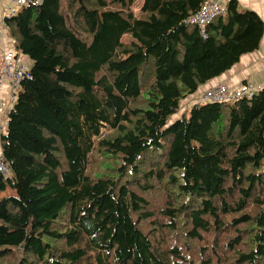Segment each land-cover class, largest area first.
I'll return each mask as SVG.
<instances>
[{
    "label": "trees",
    "instance_id": "16d2710c",
    "mask_svg": "<svg viewBox=\"0 0 264 264\" xmlns=\"http://www.w3.org/2000/svg\"><path fill=\"white\" fill-rule=\"evenodd\" d=\"M139 1L4 17L30 72L0 132V264H264V89L169 124L264 23L231 0L201 32L206 0Z\"/></svg>",
    "mask_w": 264,
    "mask_h": 264
},
{
    "label": "built area",
    "instance_id": "2783aa9c",
    "mask_svg": "<svg viewBox=\"0 0 264 264\" xmlns=\"http://www.w3.org/2000/svg\"><path fill=\"white\" fill-rule=\"evenodd\" d=\"M34 0H9L5 7V17L12 18L25 6L32 3ZM227 13V4L222 0H206L198 13L188 18L189 25L196 26L201 32H204L206 27ZM4 22L1 23L0 29V59L2 69L0 73V119L4 116L6 110L12 107L16 99V94L20 83L25 78H29L30 65L22 62L16 51L9 46L6 38ZM8 88L10 95L7 100L3 98V91ZM257 94L250 86H243L238 89H229L226 85L221 84L213 87L209 92L203 94L195 105L205 103H228L237 102L244 99H253ZM4 125L0 123V132ZM1 157V147H0ZM0 171L7 177L10 175L6 166L0 162Z\"/></svg>",
    "mask_w": 264,
    "mask_h": 264
},
{
    "label": "crops",
    "instance_id": "0c3cea01",
    "mask_svg": "<svg viewBox=\"0 0 264 264\" xmlns=\"http://www.w3.org/2000/svg\"><path fill=\"white\" fill-rule=\"evenodd\" d=\"M8 1L9 0H0V25L5 17V7ZM230 1L231 0H222L224 4H228ZM236 1L240 5V11L249 10L255 12L264 23V0ZM20 60L29 63L27 58H21ZM221 84L226 85L229 89H238L243 86H250L256 92L264 89V35L259 48L255 52L243 55L240 61L234 65L232 69L222 76L211 80L204 86H201L196 94L186 98L185 101L191 103L192 107L196 104L195 102H197L200 96L209 92L213 87ZM8 95H10L9 90L8 88H5L3 91V98L7 100ZM191 107L189 106L184 109L181 114ZM5 121L7 122V119ZM5 121L3 120V117L0 119V123L4 126H6Z\"/></svg>",
    "mask_w": 264,
    "mask_h": 264
},
{
    "label": "rangeland",
    "instance_id": "374dc122",
    "mask_svg": "<svg viewBox=\"0 0 264 264\" xmlns=\"http://www.w3.org/2000/svg\"><path fill=\"white\" fill-rule=\"evenodd\" d=\"M144 6V0H140L139 2H137L136 3V5H135V12L136 13H139L140 11H141V9H142V7ZM0 29H1V25H0ZM5 30H6V28H5ZM125 39L127 40V39H131V36L130 35H126V37H125ZM203 96V95H202ZM201 97V96H200ZM196 103V102H195ZM191 107V103H188L187 101H184L183 102V104H182V107H181V110H180V112L178 113V114H176V115H174L172 118H171V120H170V122H169V124H172L173 122H175L176 120H178V119H180L181 117H182V115L184 114H181V112H183L184 111V109H186L187 107ZM190 109V108H189ZM9 110H10V107L6 110V112H5V114H4V116H3V120L5 121L6 119H7V114L9 113ZM188 110V109H187ZM186 110V111H187ZM189 114V113H188ZM188 117H189V115H188ZM6 122V121H5Z\"/></svg>",
    "mask_w": 264,
    "mask_h": 264
}]
</instances>
